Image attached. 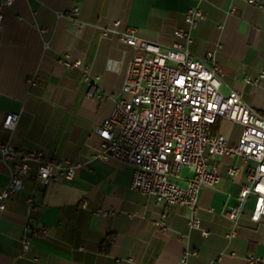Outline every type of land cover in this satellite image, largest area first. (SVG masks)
I'll use <instances>...</instances> for the list:
<instances>
[{
	"label": "crops",
	"instance_id": "1",
	"mask_svg": "<svg viewBox=\"0 0 264 264\" xmlns=\"http://www.w3.org/2000/svg\"><path fill=\"white\" fill-rule=\"evenodd\" d=\"M193 0H0V143L27 153L41 149L46 158L68 160L72 179L47 186L34 182L36 165L23 178L0 215V264H264V219L250 221L254 197L246 203L236 236L223 211L237 203L255 163L237 155L209 156L220 179L201 189L197 215L201 229L188 227L190 210L162 205L131 188L132 169L94 157L96 133L122 92L133 49L117 32L134 29L139 38L168 47L181 40L174 32ZM203 19L191 29L192 53L214 54L223 72L220 92L239 93L264 116V0H204ZM76 11V13L74 12ZM68 15H71L69 18ZM119 24L115 26V23ZM69 55L79 67L65 68ZM96 82L94 94L84 76ZM18 114L14 130L3 126ZM228 145L241 127L227 119L213 126ZM236 167L235 177L227 169ZM191 173L183 169L178 183ZM9 167L0 161V192ZM32 197L33 206L26 200ZM36 230L22 250L26 225ZM195 253L194 255L191 253ZM188 253L186 261H181Z\"/></svg>",
	"mask_w": 264,
	"mask_h": 264
},
{
	"label": "built area",
	"instance_id": "2",
	"mask_svg": "<svg viewBox=\"0 0 264 264\" xmlns=\"http://www.w3.org/2000/svg\"><path fill=\"white\" fill-rule=\"evenodd\" d=\"M13 1L4 0V4L11 6ZM193 1L184 17L188 30L174 32L181 42L161 47L139 38L134 29L117 32L120 41L134 51L122 87L126 97L116 101L110 116L97 128L101 144L94 157L129 165L132 189L162 205L187 207L189 229L200 230L204 236L207 232L201 229L197 215L199 193L205 187H214L221 176L217 168L208 165L209 156L237 155L244 162L253 161L255 166L238 193L237 203L223 211L233 225L225 235L231 240L251 196L254 204L250 221L259 223L264 219V116L248 106L236 91L230 90L227 95L220 92L222 69L215 62L207 63L214 60L213 53L199 57L190 50V30L203 19L200 5L204 0ZM61 63L65 68L81 64L69 55H64ZM84 78L91 97L96 82L86 74ZM18 118V114L8 113L3 126L14 130ZM219 119L241 127L236 145H228L223 135L213 132ZM0 161L9 167V180L0 192V215L7 201L22 189L32 164L36 165L34 182L44 187L58 179H72L75 170L70 161L46 158L41 149L22 153L8 143H0ZM183 169L191 173L185 186L178 183ZM238 173L236 167L227 169L231 177ZM33 202L32 197L26 200L28 206ZM26 228L21 240L24 252L29 249L30 236L36 234L29 224ZM187 255H183V263ZM248 262L261 264L254 256Z\"/></svg>",
	"mask_w": 264,
	"mask_h": 264
},
{
	"label": "trees",
	"instance_id": "3",
	"mask_svg": "<svg viewBox=\"0 0 264 264\" xmlns=\"http://www.w3.org/2000/svg\"><path fill=\"white\" fill-rule=\"evenodd\" d=\"M214 129V128H213ZM213 132H214V130H213Z\"/></svg>",
	"mask_w": 264,
	"mask_h": 264
}]
</instances>
